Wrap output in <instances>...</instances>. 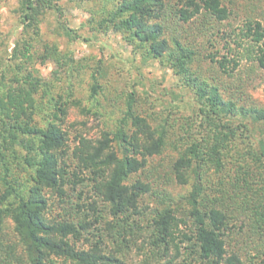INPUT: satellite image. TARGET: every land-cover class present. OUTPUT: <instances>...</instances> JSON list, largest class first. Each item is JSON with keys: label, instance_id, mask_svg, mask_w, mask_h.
Masks as SVG:
<instances>
[{"label": "trees", "instance_id": "16d2710c", "mask_svg": "<svg viewBox=\"0 0 264 264\" xmlns=\"http://www.w3.org/2000/svg\"><path fill=\"white\" fill-rule=\"evenodd\" d=\"M55 2L20 0L22 31L38 35L41 15L53 7L59 9ZM230 14L223 0H115L98 19L97 31L110 29L143 61L158 59L172 68L179 85L192 92L197 106L183 123H178L169 140L176 124L171 116L174 112L160 120L156 117L157 122L152 124V114L134 110L136 96L130 91L119 124L93 141L80 136L71 160L67 131L62 128L66 102L59 100L60 96H51L56 84L39 75L30 63L33 37L20 35L14 40L8 55L14 63L6 64L3 59L0 68V233L10 219L27 264H56L53 257L61 258L62 264H123L112 251L105 252L103 236L87 249L71 242V237L78 238L87 230L88 219L84 215L76 219L48 218L45 192L65 195L64 185L70 177L82 181L79 173L90 172L97 194L114 217V252H122L136 240L133 228L141 227L133 215L140 214L142 196L151 191L149 181L131 178L144 171L148 159L161 154L168 145L178 154L171 160L174 177L190 188L179 203L169 193L160 192L163 206L144 218L142 233L148 234L156 254L165 255L171 245L178 252L176 239L182 238L188 242L192 259L188 264H264V108L238 104L232 96L222 94L218 85L192 70L198 50L187 39L189 29L184 28V24L197 19L195 28L205 35L213 21L220 23ZM61 28L67 37H77L69 27ZM226 35L234 44L227 47V55L216 58L209 54L222 72L230 75L242 58L264 69V26L260 20L247 16L238 31ZM36 57L40 62L52 59L59 68L73 64L71 55L61 53L56 44L46 43L43 53ZM90 88L95 93L98 82L94 80ZM73 103L78 101L74 99ZM47 107H52L51 113L38 124L35 116L44 115ZM228 162L236 166L232 192L217 187L219 194H207L203 174L211 166L220 171ZM22 164L29 170L24 179L15 172ZM182 201L188 208L178 215ZM80 205L76 203L79 212ZM98 217L102 215L95 216V221ZM236 221H240L239 226ZM188 222L189 233L180 227ZM235 228L254 243V254L244 253L248 262L242 257L243 245L234 243L235 249H229Z\"/></svg>", "mask_w": 264, "mask_h": 264}, {"label": "rangeland", "instance_id": "374dc122", "mask_svg": "<svg viewBox=\"0 0 264 264\" xmlns=\"http://www.w3.org/2000/svg\"><path fill=\"white\" fill-rule=\"evenodd\" d=\"M19 1L0 0V68L3 66L1 63L3 59L6 64L14 63L8 55L16 38L20 35L27 39L33 37L30 41L34 57L30 63L37 69L39 75L56 84V90L51 96L55 99L60 96L59 100L66 102L67 113L62 128L68 135L69 159L72 157V150L79 143L80 136L93 141L99 138L103 131L113 130L119 124L127 108L126 95L130 91H134L136 96L134 110L144 115L152 114L153 117L149 118L152 124L157 122L156 117L160 120L167 113L174 112L171 116L176 118V124L170 130L169 140L173 138L178 123H183L184 117L192 113L197 106L192 92L179 85L172 68L162 64L158 59L143 61L139 54L132 52V47L126 44L119 34L110 29L97 31L98 19L104 16L106 9H109L115 0H56L55 4L59 9L53 7L41 15L39 34L35 36L31 30L22 31ZM223 1L231 9L230 16L220 23L213 21L212 28L205 35L199 34L196 30L197 19L195 22L184 24V28L189 29L187 39L198 50L192 70L200 73L208 82L218 85L222 94L232 96L238 104L264 108L263 68L255 61L242 58L239 65L228 75L209 57V54H214L216 58L223 54L227 55V47L234 44L232 41L229 42L226 33L238 31L247 16L260 20L264 26V0ZM170 2L176 3L177 0ZM62 25L72 29L77 37H67L63 33ZM222 36H225L228 42ZM46 43L56 44L61 53L71 55L73 64L59 68L56 62L49 58L40 62V58L36 56L43 53ZM54 70L56 73L53 74ZM6 77L8 78L9 74ZM94 80L98 82L99 88L92 93L90 87ZM74 99L78 103H73ZM51 111L52 107L45 108L44 115H36L35 121L38 124L44 123L45 117ZM18 150L24 153V150ZM177 155L176 149L168 145L161 154L148 159L144 171H139L131 178V181L136 177L149 181L151 191L142 196L140 214L133 215L141 227L137 230L133 228L136 240L129 243V247L122 252H114L115 246L111 243L116 232V228L112 226L114 217L97 194L91 180L92 174L88 171L79 173V178H84L82 181L70 177V181L64 185L65 195L59 196L50 190L45 192L48 199L47 217L61 219L66 216L76 219L84 215L89 221V226L78 238L71 237V242L79 248L87 249L95 239L103 236L105 252L112 251L123 264H188L192 259L188 254L186 240L180 237L181 241L176 239L178 252L171 245L165 255L159 256L156 254L155 246L148 242V234L145 231L142 233V227L144 229L146 227L144 218L152 216L155 208L163 206L159 198L160 192L169 193L175 202L179 203L180 198L190 188L188 183H180L174 177L171 160ZM11 159L13 166L14 161ZM69 159L68 162L71 160ZM23 165H17L15 168L21 179L27 178L29 172ZM235 177L236 166L232 163H226L225 168L220 171L211 166L202 177L204 191L216 195L219 194L215 190L218 187L231 193ZM76 203L81 204V212L77 210ZM180 205L178 215H183L182 211L188 208V205L184 201ZM92 209L96 212L93 213ZM99 213L102 218L98 217L99 220L95 221L94 217ZM236 222L239 226L240 221ZM180 227L189 233L188 228L191 225L188 222L185 225L181 224ZM12 228V222L7 219L0 233V264L7 262L27 264L24 248ZM232 233L234 238L229 249H235L232 247L234 243L243 245L242 257L248 262L249 254H254L255 251L252 248L254 243L246 236H242L237 228L232 230ZM92 234L99 235L94 237ZM245 252L248 256L244 254ZM53 259L56 264H62L61 258Z\"/></svg>", "mask_w": 264, "mask_h": 264}]
</instances>
